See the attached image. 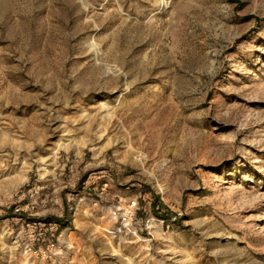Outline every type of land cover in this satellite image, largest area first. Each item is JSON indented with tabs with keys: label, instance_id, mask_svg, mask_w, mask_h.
Wrapping results in <instances>:
<instances>
[{
	"label": "rangeland",
	"instance_id": "rangeland-1",
	"mask_svg": "<svg viewBox=\"0 0 264 264\" xmlns=\"http://www.w3.org/2000/svg\"><path fill=\"white\" fill-rule=\"evenodd\" d=\"M0 264H264V0H0Z\"/></svg>",
	"mask_w": 264,
	"mask_h": 264
},
{
	"label": "bare ground",
	"instance_id": "bare-ground-1",
	"mask_svg": "<svg viewBox=\"0 0 264 264\" xmlns=\"http://www.w3.org/2000/svg\"><path fill=\"white\" fill-rule=\"evenodd\" d=\"M23 181V179H18L15 180L6 190L5 195L9 196L11 195L13 192H15V190L17 189V187L20 185V183ZM128 225L125 223H121L120 224V229L122 230L123 228L127 227Z\"/></svg>",
	"mask_w": 264,
	"mask_h": 264
},
{
	"label": "trees",
	"instance_id": "trees-1",
	"mask_svg": "<svg viewBox=\"0 0 264 264\" xmlns=\"http://www.w3.org/2000/svg\"><path fill=\"white\" fill-rule=\"evenodd\" d=\"M155 207H157V206H155ZM153 208V207H152ZM158 209V208H157Z\"/></svg>",
	"mask_w": 264,
	"mask_h": 264
}]
</instances>
